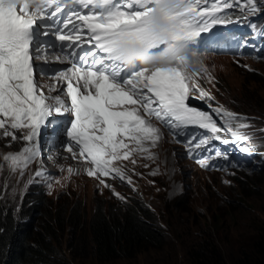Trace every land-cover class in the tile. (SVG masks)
<instances>
[{
	"label": "snow or ice",
	"instance_id": "obj_1",
	"mask_svg": "<svg viewBox=\"0 0 264 264\" xmlns=\"http://www.w3.org/2000/svg\"><path fill=\"white\" fill-rule=\"evenodd\" d=\"M241 5L245 15L259 11L257 0H0V128L21 131L26 142L3 161L22 176L53 115L71 117L63 150L78 153L91 166L86 174L104 187L101 177L132 183L119 162L135 165L136 155L156 146L162 128L201 165L208 157L196 153L212 140L250 152L242 143L249 137L238 131L248 123L219 106L205 111L190 103L211 99L196 79L205 54L201 33L233 23L226 10ZM129 50L149 63H126ZM53 52L67 67H46Z\"/></svg>",
	"mask_w": 264,
	"mask_h": 264
},
{
	"label": "rangeland",
	"instance_id": "obj_2",
	"mask_svg": "<svg viewBox=\"0 0 264 264\" xmlns=\"http://www.w3.org/2000/svg\"><path fill=\"white\" fill-rule=\"evenodd\" d=\"M257 2L259 11L255 13L245 15L242 9L247 5L229 11L234 20L264 32V0ZM216 72L219 80L205 90L211 97L206 98V106L227 109L248 123L250 127L238 131L249 137L242 143L251 151L240 152L237 143H224L238 165L220 173L195 170L183 160L171 163L169 157L163 156L160 165L170 164L165 171L154 176L137 175L132 185L120 187L128 198L123 208L137 201L148 210L153 215V225L162 231L161 242L130 258L97 261L92 255L85 259L67 256L65 260L61 258V264H191L189 254L199 245L215 246L230 263L249 249L257 228L264 222V58L248 61L242 69L228 60H218ZM244 72H256L261 79L251 82ZM17 149L18 145L9 153L15 154ZM9 153H0V202L16 211L34 195L42 196L41 208L45 205L54 208L61 201L79 205L87 215L103 201L113 202L105 205L108 207L121 199L107 200L108 194L94 192L92 182L87 180H73L60 188L61 182L49 181L45 175L34 176L39 171L35 162L21 176L19 169L13 172L10 162L3 161V156ZM40 181L45 188L43 194L34 191L40 189L34 187L41 185ZM30 191H34L32 197Z\"/></svg>",
	"mask_w": 264,
	"mask_h": 264
},
{
	"label": "trees",
	"instance_id": "obj_3",
	"mask_svg": "<svg viewBox=\"0 0 264 264\" xmlns=\"http://www.w3.org/2000/svg\"><path fill=\"white\" fill-rule=\"evenodd\" d=\"M244 75L251 82L261 79L256 72ZM33 193L28 194L32 197ZM109 203L97 204L87 215L79 205L61 201L54 208H41L40 195L23 201L18 211L1 201L0 264H61L67 256L85 259L92 255L97 261L130 258L161 242L162 231L140 203L134 201L125 208L117 202L120 206H105ZM189 255L191 264H264V222L249 249L230 263L215 246L199 245Z\"/></svg>",
	"mask_w": 264,
	"mask_h": 264
},
{
	"label": "clouds",
	"instance_id": "obj_4",
	"mask_svg": "<svg viewBox=\"0 0 264 264\" xmlns=\"http://www.w3.org/2000/svg\"><path fill=\"white\" fill-rule=\"evenodd\" d=\"M175 5L174 4H168L166 5V7H174ZM169 59H171V57H169ZM134 62H139L141 64H144V63H149V62H146L145 59L142 57V56H134L132 55L131 51L129 50L128 52H126V63L128 64H131V63H134Z\"/></svg>",
	"mask_w": 264,
	"mask_h": 264
},
{
	"label": "bare ground",
	"instance_id": "obj_5",
	"mask_svg": "<svg viewBox=\"0 0 264 264\" xmlns=\"http://www.w3.org/2000/svg\"><path fill=\"white\" fill-rule=\"evenodd\" d=\"M15 146H17L16 143H13L12 141H9L8 139L7 140L5 139L3 141L0 140V153H4V151H11V149L13 150ZM168 177H173V175H169Z\"/></svg>",
	"mask_w": 264,
	"mask_h": 264
}]
</instances>
